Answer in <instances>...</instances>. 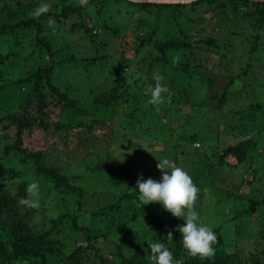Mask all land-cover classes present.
<instances>
[{"label":"trees","instance_id":"1","mask_svg":"<svg viewBox=\"0 0 264 264\" xmlns=\"http://www.w3.org/2000/svg\"><path fill=\"white\" fill-rule=\"evenodd\" d=\"M204 3L211 8L210 11L218 14L229 9L232 13H237L239 10L242 13L245 29L225 40L213 36H206L202 40L195 39L183 29L181 30L183 39L174 34L161 37L158 34L159 26L153 27L155 25L153 18L160 20L161 24L170 20L169 22L176 21V24L181 25V19L189 15L188 10ZM43 4L48 5L47 11L38 16L33 15ZM116 4V10L119 12L120 7L129 6L137 9L131 14H136L137 11L139 14H144L142 17L144 19H139L135 26L131 25L128 34L133 32L134 35L139 36L145 30L144 36L136 43L145 47L148 44L153 46L156 51L154 60L158 63L170 64L172 66L170 69L177 76L186 75L191 78L200 76L205 82L208 81L210 90L214 87L209 75L210 69L201 65L202 62L205 64L207 58L197 52L203 47L201 43H206L209 50L218 48L220 50L218 52L226 60L232 55L238 66L237 73H232L229 65L226 71L219 69L218 72L224 71L229 80L220 93L216 90L210 97L219 101L218 109L222 113L234 114L243 111L242 109H257L254 126L245 125L240 134L223 135L215 132L213 135V131L202 128L201 123L195 126L193 131L182 124L183 129L189 134L187 139L182 140L180 137L183 134L176 131L175 124L182 120L180 105L182 99L185 97L187 103L189 102L187 100H191L188 95H182L183 92L180 91L179 97L177 94L166 96V92L162 94V102L153 105L149 103L151 98L148 90L145 89L140 96L130 82L133 78L130 66L133 65L134 60L127 59L123 62L126 69L118 67V60L116 62L109 60L112 65L106 64L108 54H99L100 48L96 49L97 46L94 52L87 56L81 57L74 53L60 55L61 51L57 53L55 50L53 39L46 37L48 29L55 26L52 22L71 25L64 35L70 48L73 45L72 35L92 45L96 42L95 38L103 31L122 35V26H111L109 23L119 17L111 7ZM169 9H171L170 13ZM163 11H166L164 15H162ZM147 26L150 31H146ZM21 28L35 30L34 36L27 37L28 41L25 44H22L21 39L16 35ZM98 30L102 32L100 31L99 34ZM243 35L252 37L253 45L250 48L244 45ZM173 53L181 57L187 56L189 61L179 60L180 63L176 64L173 62L175 60L170 59V54ZM257 54H261L262 58L257 59ZM46 55L45 59H40L41 56ZM194 61L200 64H193ZM256 65L264 69V1L198 0L192 3H158L131 0H86V2L85 0H25L24 2L0 0V93L11 83H25L33 87V93L22 103V111L7 114L1 119L11 122V125L5 122L4 127H12L15 130V137L11 141L10 135H2V138H9L10 143L0 155V264H154L149 247L153 242L165 244L181 264H243L239 257L243 251L247 260L253 258L256 263L264 264L262 252L242 251V248L237 245L232 246L225 239V236L234 232L231 222L240 221L242 226L250 229L248 234H255L259 236L258 240L264 241V153L261 150L259 135L256 136L257 132L249 133L251 127L258 128L259 124L261 127L257 131L260 137L264 132V78L257 76L260 75L259 73L255 74ZM64 68L67 69L69 76L65 75ZM16 70L25 75L12 79L9 74L17 72ZM77 71L81 72L79 78L75 75ZM153 71L140 76V80L137 81L138 86L144 85L142 82L153 80ZM83 74L86 76L85 79L93 83L102 79L104 89L97 94L92 93L91 100L85 103L70 94L68 90L72 82L76 83L79 79L83 81V77L81 80ZM249 75L253 76L251 89L247 88ZM234 90L239 91L236 97ZM165 96L170 97L171 100L166 99ZM142 101H145L148 107L139 105ZM52 105L60 107L63 117L69 116L71 112L91 115L95 120L98 116L96 122L119 117L115 120L116 123H123L124 127L139 133L134 135V138H140L134 140V143L143 141L139 143L141 146L147 145L150 139L162 140L165 150L155 149L154 144L142 147L155 151V155L164 153L160 155L161 158L162 155L165 158L169 155L174 157L176 166L188 172L194 183L200 184V188L205 186L207 179L220 177L225 178L226 182L229 180L230 183H234L236 188L229 187L222 190L217 187L216 194L220 197L218 202L211 206L205 205L200 211L201 219L217 235L215 253L207 257H194L184 249L182 233L177 228L185 222L175 216L168 218L170 212L151 210L148 205H144L139 198L136 181L140 176L134 171H121L117 177L126 181L125 188L109 196L103 203H97L95 209H86L84 200L86 192L83 188L74 184L62 167L48 164L44 159V149L30 151L23 146V135L27 130L38 126L45 129L49 127L44 115ZM141 110L147 113L139 117L138 113ZM202 120H205V116L201 118ZM146 122L150 126H147ZM54 126L56 132H64L72 130L77 125L70 119L68 121L59 119ZM175 131L178 133L176 134ZM222 135L225 138L232 136L238 140L224 147L222 154L217 157V151L220 149L218 141L222 139ZM174 139L175 143L172 144ZM177 142L189 146L182 145V150L178 152ZM172 145L176 146L174 154L171 153ZM124 149L118 151L132 158L131 162L125 164L129 167L133 164L135 155L131 154L130 149L125 151ZM11 151L18 156L17 159H22L20 164L23 166H16L10 162L12 160L7 159L6 155ZM181 154L184 155L183 158ZM142 158L144 159L141 161ZM142 158L139 157L140 163L149 162L150 158L159 159L158 156H151L149 153L147 156L144 153ZM227 159H235V161L231 163ZM227 167L232 170L237 169L238 179H228L234 176ZM257 182L261 185H257ZM32 184H36L37 187L30 190ZM44 188L49 192L46 197H41V194L33 196L36 192L43 193ZM221 194H226L223 195L225 199L223 198L222 204ZM33 203L43 208V213L48 211L51 214L49 226H46V222L37 223L35 214L38 207H33ZM230 205L233 208H230ZM116 214L122 216L118 218ZM126 215L139 234L137 239H133V245H130L127 234L119 236V230H116L112 222L119 220L124 223L125 220L128 221ZM170 233L171 237L168 236ZM251 240L252 238L249 242ZM233 247L235 253L231 251Z\"/></svg>","mask_w":264,"mask_h":264},{"label":"rangeland","instance_id":"2","mask_svg":"<svg viewBox=\"0 0 264 264\" xmlns=\"http://www.w3.org/2000/svg\"><path fill=\"white\" fill-rule=\"evenodd\" d=\"M22 1L24 2L25 0ZM119 5L121 6V4ZM116 6L117 4L111 7L113 8L114 13L119 15V17L115 18L116 21H109V23L111 26H122V35H115L111 32L106 33L105 31L102 32L101 30L100 31L102 32V34H100V31L98 30L100 36L95 38L96 42L93 45L85 40H78L72 35L71 42L73 45L70 48V45H68L66 40L64 39V35H66L67 33L66 29H69L71 25L64 24L63 22L61 24L52 22L53 24H55V26H51V28L48 29L46 37L47 39H53L55 43V50L57 53L61 51L60 55H65V53L66 55H70L74 53L81 57L82 55L87 56L91 52H94L93 50L97 46L96 49H98V47L100 48V52H98L99 54H108L106 64L112 65L113 61L116 62L118 60V67L126 69L123 62L127 59L134 60L133 65L130 66V73L131 75L133 74V78H131L130 82L133 83V87L135 88L136 92L140 93V96L141 93L143 94L144 90L146 89L148 90L149 97L151 98L150 89L155 86L156 81L153 79L151 81L142 82L144 83V85L138 86L137 84V81L140 80L139 77L150 74L151 70H154L152 77L154 76V74H159L163 77L161 83L163 85H166L168 89L166 96L177 94V96L179 97L180 91L183 92L182 95H188L191 100H187L189 101L187 103L184 97L180 104L182 108L181 119L183 121L181 120L180 122H176L175 124V127L177 128H175L176 131H180V134H183V136L180 137L182 140L187 139L186 137L189 135L188 131L183 129V127L181 126L182 124L193 131L194 127L200 125L201 123V125H203L202 128L213 131V135L215 134V132L222 133L223 135H228L230 133L240 134L242 128H244L245 125L254 126V115L257 109H242L243 111L236 112L234 114H228L229 112L222 113L218 109L219 101L210 97L216 90L217 93H220V91L223 90L222 87L224 86V84H226L229 80L228 77L223 73L224 71L218 72L219 69H224L226 71L230 66L232 73H237L238 66L236 60L232 58V55H230L229 59L226 60L221 55V53L218 52L220 51L218 48H211L209 50L206 43H201L203 44V47L201 50H197V52L201 53L204 57L207 58L205 64L202 62L201 65L210 69L209 75L213 81L212 85L214 86L209 90L208 81L205 82L200 76H196L194 78L186 75L177 76L176 74H174L173 70L170 69V67H172L170 64L158 63L157 61H155L154 58H156V51L153 46H150V44H148V46L145 47V45L142 46L140 44H137L139 42V38H142L144 36L145 30H143V32H141L139 36L134 35L133 32L130 33V35L128 34V30L130 29L131 25L135 26L138 23V20L141 19L144 14H139L138 11L136 14H131L133 13L132 11H136L137 9L129 6L120 7L121 10L119 12L118 10H116ZM210 9L211 8L205 3L198 5L197 7L195 6L194 9H186L188 10L187 13H189V15H187L188 17H185V19H181V25H179L178 23L176 24V21L169 22L170 20L161 24L160 20H156L155 18H153L155 20V23H153L152 21V23L155 24L153 27L159 26L160 31L158 34H160L161 37H166L170 34H174L175 36L177 35L178 37H181V39H183L181 35V30L183 29L188 34H192L195 39H202L204 37L206 38V36H213L219 37L220 40H225V38L228 37H234L238 32L245 29V23L242 19V13H240L239 10L237 13H232L229 9V11H221L218 14L217 12L210 11ZM170 11L171 9L168 10L169 13ZM164 12L166 11H163L162 15L165 14ZM149 29L150 28L147 26L146 31H150ZM34 33V29L21 28L16 35L21 39V43L25 44L28 41L27 37L34 36ZM243 37L245 41L244 45L247 48H250L253 45L252 37H250L249 35H243ZM196 49H198V47ZM238 49L239 47L237 48V50ZM46 57L47 55L45 57L41 56L40 59L42 60ZM260 57L262 58L261 54H257V59H259ZM170 59L175 60L173 62H175L176 64L180 63L179 60L189 61V58L187 56L181 57L179 54L174 55V53L170 54ZM109 60H111L112 62ZM190 61L192 60L190 59ZM36 63H38V60H36ZM193 64H200V62L194 61ZM219 64H222L223 67H221L222 65L219 66ZM64 69L65 75L69 76V73L66 71L67 69ZM80 73L81 72L77 71L75 72V75H77L79 78ZM256 73L260 74L257 76H261V79L264 78V69H262V66L256 65L255 74ZM9 75L12 77V79H18V77H22L25 74L23 72L18 73L17 71L12 74L10 73ZM257 76L254 77L256 78ZM82 77L83 81H80L79 79V81H77L76 83L72 82L68 90L70 94L75 95L85 103L91 100L92 93L97 94L100 90L103 91L104 89L102 85V79L100 80V82L95 81L93 83L85 79L86 76L84 74L81 76V80ZM252 77L253 76L249 75L247 78L248 89H251L250 86L252 84ZM255 78L253 79L255 80ZM64 82L66 81L64 80ZM83 82H85L86 85ZM186 90L188 91V93ZM255 91L256 90H254V92ZM32 93L33 87L26 85L25 83H11L0 93V155L3 154V149L5 148V146L10 143V139L2 138V135H10L11 141L15 137V130L12 127H4L5 122L10 123V125L11 122L6 118L5 119L7 121L1 119L10 113H20L23 109L22 103H24V101L29 98L28 95ZM238 95L239 91L234 90V96L236 97ZM166 99L171 100L170 97ZM139 103V105L142 106L148 105L145 101ZM133 104L137 105L138 103ZM145 112L146 111L143 110L139 111V117L145 115L147 113ZM34 113L37 114V111L34 110ZM203 116H205V120L201 121V118H203ZM59 119H64L66 121L70 119L78 127H73V129L69 131L56 132L54 125L55 122ZM97 119L98 116L96 120ZM117 119H119V117H116L115 119H107L106 121L99 120V122H96L94 117H92L91 115H85L82 113L77 114L76 112H71L69 113V116L63 117L61 115L60 107L52 105L50 108H48V112L44 115V120L49 125V127L45 129L38 126L31 130H27L23 135V146L28 148V150L30 151H37L41 148L44 149L45 161L48 164L62 167V169H64V172L66 171L69 174L70 180L78 187L83 188V190L86 192L84 194L85 208L92 210L97 207V203H103V201L109 196H113L119 190L125 188V186L127 185L126 181L120 177H117L121 171H134L136 175H139L140 178L142 176L145 180L148 178L160 180L162 177V170L159 169L157 165L159 161L164 160V155H162L163 158H161L160 156L164 153H157V155H155V151H151L150 149L147 150L142 146L154 144L155 149H160L162 151L165 150L163 141L150 139L147 145L142 146L139 143L143 141L134 143V140L137 141L140 139L139 137L134 138V135H137L139 133L131 130V128L129 129L124 127L122 125L123 123H116L115 120ZM92 120H94L95 122L91 123ZM146 125L150 126L148 122H146ZM260 125L261 124H259V127L255 129L251 127V131L249 133L251 134L252 132H257L256 136L257 134L259 135L260 144H262L261 150L262 153H264V132L260 137V133L259 131H257L261 127ZM177 133L178 132H176V134ZM223 135L221 136L222 139L218 141L220 149L217 151V157L222 154V149L224 147L238 140L234 139L232 136L225 138L223 137ZM100 138L104 139L100 140ZM174 143L175 139L172 140V144ZM91 145H94L93 148ZM182 145L187 147L189 146V144L177 142L178 152L182 150ZM122 148H125L124 151L130 149L131 154L135 155V157H133V164H131L129 167H126L127 165L125 166V164L131 162L132 158L118 151ZM172 148L173 149H171V153L174 154L176 151V146L172 145ZM144 153H146V156L148 155V153L151 156H158L159 159L150 158L151 161L149 160V162L140 163L139 157L142 158ZM6 157L8 160H12L10 162L15 164L16 166H23L20 164L22 159H17L18 156H15V153L13 151L6 155ZM183 157L184 155L181 154V158ZM143 159L144 158H142L141 161ZM165 159L176 165L174 157H170L169 155ZM227 160L231 163L235 161V159ZM227 169L232 172L234 176L228 179H238L236 176L237 169L232 170L230 167H227ZM140 178L135 179L137 181ZM47 184L49 186L50 182L48 181ZM196 184L198 185L200 192L194 207L200 213V216L202 207H204L205 205L211 206L214 203L218 202L220 197L216 194L217 187L222 190L226 188L228 189L229 187H235L233 185L234 183H230L229 180L228 182H226L225 178L223 177H220L218 179H207L204 184L205 186H202L201 188L200 184ZM256 184L261 185V183L259 182H257ZM223 185L227 187L224 188ZM46 189L48 190V187ZM46 189L44 188L43 193L36 192V194H34L33 196L41 194V197H46L49 194ZM223 195L226 196V194ZM223 195L221 197L222 200L220 199L221 204L222 202L224 203L225 199ZM37 207L38 210L35 214L37 223L46 222V226H49L51 214L48 211H45V213H43V208L39 206ZM148 207L151 210H157L159 212L167 211L159 203L148 204ZM230 208H233V206L230 205ZM121 216L122 214H116V217L118 218ZM167 217L174 218L171 213ZM126 218L128 219V221L125 220L126 222L124 223H121L119 220H112V222H114L116 230H119V236L122 237L127 234V238L130 240V245H133V239H137L139 234L137 229L133 228L134 226L132 225L128 215H126ZM231 224L234 226V235L232 234L225 236L226 241L228 243H231L232 246L237 245L238 247L242 248V251L251 250L253 251V253L262 252V259H264V241L258 240L257 238H259V236H256L255 234H248V231L250 229L248 230V228L242 226V224H240V221H233L231 222ZM236 225H238L237 228ZM250 238H252V240L249 242ZM231 251L232 253H235V248L233 247ZM244 254L245 253L243 251L239 256L243 261V264H259L256 263L255 259L253 258H249L247 260V256Z\"/></svg>","mask_w":264,"mask_h":264},{"label":"clouds","instance_id":"3","mask_svg":"<svg viewBox=\"0 0 264 264\" xmlns=\"http://www.w3.org/2000/svg\"><path fill=\"white\" fill-rule=\"evenodd\" d=\"M86 2V0H85ZM48 5H41L33 15H40L47 11ZM156 81L150 89L151 99L149 103L159 105L163 100V93L168 91L161 81L163 77L154 74ZM157 167L162 170L160 180L152 178L144 179L142 176L137 180L139 198L144 205L159 203L165 210L177 218H182L185 223L178 226L177 230L182 233L184 249L192 256L207 257L215 253L214 245L217 242L215 231L207 225L195 209L200 189L194 183L192 177L182 167L176 166L167 159L159 161ZM36 184L30 185V190L35 189ZM135 191V190H134ZM136 192V191H135ZM33 207H37L33 203ZM171 237V233L168 235ZM151 259L154 264H181L174 258L173 252L161 242L149 244Z\"/></svg>","mask_w":264,"mask_h":264},{"label":"water","instance_id":"4","mask_svg":"<svg viewBox=\"0 0 264 264\" xmlns=\"http://www.w3.org/2000/svg\"><path fill=\"white\" fill-rule=\"evenodd\" d=\"M134 2H145V1H150V2H158V3H192L194 1L198 0H131ZM252 1H264V0H252Z\"/></svg>","mask_w":264,"mask_h":264},{"label":"bare ground","instance_id":"5","mask_svg":"<svg viewBox=\"0 0 264 264\" xmlns=\"http://www.w3.org/2000/svg\"><path fill=\"white\" fill-rule=\"evenodd\" d=\"M56 88V87H55Z\"/></svg>","mask_w":264,"mask_h":264}]
</instances>
